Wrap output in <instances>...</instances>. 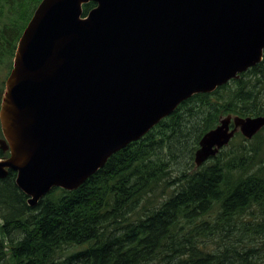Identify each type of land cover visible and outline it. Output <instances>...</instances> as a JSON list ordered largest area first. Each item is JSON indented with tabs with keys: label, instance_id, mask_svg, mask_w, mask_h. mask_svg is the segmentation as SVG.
<instances>
[{
	"label": "water",
	"instance_id": "95a60500",
	"mask_svg": "<svg viewBox=\"0 0 264 264\" xmlns=\"http://www.w3.org/2000/svg\"><path fill=\"white\" fill-rule=\"evenodd\" d=\"M95 5L83 15L82 6ZM264 0H40L15 47L0 100V178L34 207L77 189L177 106L262 60ZM264 114L226 115L194 152L202 165Z\"/></svg>",
	"mask_w": 264,
	"mask_h": 264
},
{
	"label": "trees",
	"instance_id": "16d2710c",
	"mask_svg": "<svg viewBox=\"0 0 264 264\" xmlns=\"http://www.w3.org/2000/svg\"><path fill=\"white\" fill-rule=\"evenodd\" d=\"M39 2L0 0L7 74ZM229 114H264V51L238 78L180 103L77 189L52 188L31 207L14 175L1 178L0 264H264V126L194 162L202 135Z\"/></svg>",
	"mask_w": 264,
	"mask_h": 264
},
{
	"label": "flooded vegetation",
	"instance_id": "af4514ba",
	"mask_svg": "<svg viewBox=\"0 0 264 264\" xmlns=\"http://www.w3.org/2000/svg\"><path fill=\"white\" fill-rule=\"evenodd\" d=\"M2 93V92H1ZM1 93H0V97H1ZM0 138H3V135H2V132H1V130H0ZM10 156V149H9V147L7 146V143L6 144H1L0 143V161H4V160H6L8 157ZM8 174H12V175H14V179H15V175H16V171L15 170H13V169H8V173H7V175ZM6 175V176H7ZM5 176V177H6Z\"/></svg>",
	"mask_w": 264,
	"mask_h": 264
},
{
	"label": "rangeland",
	"instance_id": "374dc122",
	"mask_svg": "<svg viewBox=\"0 0 264 264\" xmlns=\"http://www.w3.org/2000/svg\"><path fill=\"white\" fill-rule=\"evenodd\" d=\"M7 71L8 69L6 66L0 65V93L3 89V82L5 81L4 79L6 78Z\"/></svg>",
	"mask_w": 264,
	"mask_h": 264
}]
</instances>
